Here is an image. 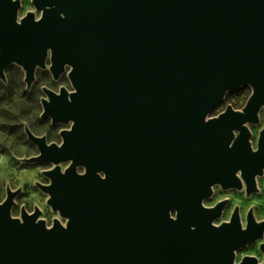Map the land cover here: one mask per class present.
I'll return each instance as SVG.
<instances>
[{
  "label": "water",
  "instance_id": "1",
  "mask_svg": "<svg viewBox=\"0 0 264 264\" xmlns=\"http://www.w3.org/2000/svg\"><path fill=\"white\" fill-rule=\"evenodd\" d=\"M34 2L55 7L39 23L29 14L21 27L19 0H0V77L15 60L30 86L48 47L55 79L65 62L74 65L78 94L69 103L64 90L59 97L48 92L45 102L52 123L76 122L60 134L63 147H45L26 132L42 161L74 160L66 175L48 173L50 188L40 187L52 193L51 208L71 220L67 230L57 222L46 231L34 223L37 210L31 218L23 213L20 224L9 217L10 194L0 208V264H232L233 249L261 238L264 223L250 211L241 231L237 210L231 224L214 228L225 204L205 210L200 201L213 182L239 187L238 168L246 193L257 191L252 174L264 168V128L253 154L242 122L258 123L264 104V0ZM245 84L255 92L244 114L228 105L204 122L226 91ZM233 128L241 135L229 148ZM75 164L87 174L77 175ZM260 249L264 254V242ZM243 257L237 264H257Z\"/></svg>",
  "mask_w": 264,
  "mask_h": 264
},
{
  "label": "clouds",
  "instance_id": "2",
  "mask_svg": "<svg viewBox=\"0 0 264 264\" xmlns=\"http://www.w3.org/2000/svg\"><path fill=\"white\" fill-rule=\"evenodd\" d=\"M13 4L18 3V0H11ZM18 8L16 9L15 23L17 26H23L24 21L28 18L29 14L33 16V22L39 23L45 15V10H52L55 7L54 4L45 5V8H38L33 0V3L21 11L22 4L18 3ZM61 19L66 18L65 13H60ZM3 52V48L0 47V53ZM54 51L51 47L46 49V55L43 61V66L40 63L34 65L33 71L39 70L42 73H50L54 76L52 71L54 65ZM18 63L22 67L23 64L13 60L8 65ZM74 71V65L68 62L63 64V74L67 78V83L56 82V86L52 87L48 80H41L39 83L40 94L36 96V101L40 104L39 109H35L32 103L28 100L27 96L24 95L25 92L30 91L27 85L14 89L10 97L0 101V208H2L6 202L9 200L11 194L12 203L9 207V217L14 221H18L20 224L25 223L23 213H27L29 218L33 217L37 210H39V215L35 217L34 223L39 224L44 223L46 231H51L54 229L56 223L67 230L71 218L62 214L61 210L56 209V214L51 217V222L45 215V206L54 207L50 200L52 199V193L46 191L43 199H38L31 193H25L26 188L35 189L37 187L50 188L53 184V179L48 173L59 169L60 175H66L68 170L73 166L74 160L67 159L61 161H42L40 158L43 156V151L38 146L39 150L34 149L25 140L20 138V135L11 133L8 131L9 128L18 127L23 129L24 132H30L37 140H44L45 147H52L55 145L57 148H62L65 144V138L61 135L59 142L48 141L46 139L48 133L46 131H37L34 128L37 120L43 119L47 111L45 107V102L51 103V97L47 94L51 92L55 96L59 97L62 94V90L67 93V100L70 103L72 101V96L78 94V89L71 78V73ZM60 74V75H61ZM5 88L7 87V81H3ZM251 89V94L248 98L254 95L255 89L251 84L246 87ZM47 90V91H45ZM230 91V90H229ZM228 92V91H226ZM0 95H6V93L0 92ZM247 102V104H248ZM247 104L242 110L233 111L238 114H244ZM31 109V110H29ZM214 108L205 114L204 122L209 123L214 119H218L221 115L225 114L226 111L219 114H213ZM264 110V104L259 106L257 114ZM53 118V117H52ZM54 119V118H53ZM62 127L59 129L58 134L65 132H72L75 126V120L69 119L67 122H60ZM242 127L247 129L249 132V120L242 122ZM23 135V133H21ZM241 135L239 128L232 129V141L229 142L228 147L232 148L235 144L237 138ZM248 144L250 146L251 152L253 154L259 151V142L254 143L251 135L248 138ZM40 163H36V162ZM36 163V166L30 167ZM74 171L79 176H85L87 174V166L84 164H75ZM96 175L101 179H107V173L103 170H98ZM235 178L239 181L240 186H228L225 187L221 182L216 181L209 185V195L203 197L200 201V205L205 210H215L221 203L225 206L221 209L220 215L211 220V226L214 228H220L226 224H231L233 217L238 210L239 224L241 231H246L249 225V213L251 211L252 217L255 222L259 225L264 223V216L258 215L256 209L259 204H249L248 209L244 210L243 205L240 202L235 204L232 203L231 196H221L217 197V190L220 192L231 191L233 189L239 190L241 192H247L248 181L244 175V170L238 168L234 173ZM257 177H264V168L259 172L252 174L253 183H256ZM46 180V183L42 182ZM260 192H264V189H258ZM17 194L24 195V199H18ZM226 207L231 208V212L225 215ZM168 216L172 221H176L179 218L178 209H169ZM190 230L195 231V225L190 226ZM261 236H264L262 234ZM240 248L233 249L234 259L232 264H237L238 251ZM245 258H252L257 261V264H264V260H261L258 256L249 255L244 256Z\"/></svg>",
  "mask_w": 264,
  "mask_h": 264
},
{
  "label": "rangeland",
  "instance_id": "3",
  "mask_svg": "<svg viewBox=\"0 0 264 264\" xmlns=\"http://www.w3.org/2000/svg\"><path fill=\"white\" fill-rule=\"evenodd\" d=\"M20 4H22L21 11L24 8L29 7L32 4V0H19ZM5 79L0 77V92L6 93V95H0V101L10 97L13 93L14 89H19L27 83L25 82V71L21 65L14 63L8 65L5 70ZM7 81V87L5 88V84L3 81ZM41 80H48L52 87L56 86V82H63L67 83V78L61 74L59 78L55 79L50 73H40L39 70L35 71L34 80L32 81L31 85L28 86L30 91L24 93L27 96L28 100L32 103L35 109L40 108V104L36 101V96L40 94L39 83ZM248 84L242 85L238 88L231 89L225 95V97L220 100L213 108V114H219L225 110L228 105H231L236 110H242L243 107L246 105L248 98L251 94V89L243 88L246 87ZM31 110V109H29ZM62 127L61 123H52L50 117H44L43 119L37 120L34 128L37 131H46L48 133L46 139L48 141L59 142L61 139V135L59 133V129ZM249 128L251 131V137L254 143L258 142L259 133L262 128H264V110L259 112V122L255 124H249ZM9 132L15 133L20 135V138L25 140L28 144H30L34 149L38 150L37 145L32 142L27 133L24 132L23 129L18 127H12L8 129ZM23 133V135H21ZM40 163V162H36ZM36 163L30 165V167L36 166ZM43 183H46V180L42 179ZM256 185L257 191L252 192L251 194H247L245 192H241L239 190H231L220 192L217 190V197L221 196H231L232 203L235 204L240 202L243 205L244 210L248 209L249 204H259V207L256 209L258 215L264 216V192L258 191V189H264V177H257L256 178ZM25 193H31L33 196H36L38 199H43L45 195V191H43L40 187L35 189L26 188ZM18 199H24V195L17 194ZM45 215L51 222V217L56 214V210H53L51 207L45 206ZM231 208L226 207L225 215L230 214ZM264 242V236L259 239H256L252 242H249L246 246L240 247L238 251V260L237 262L245 255H255L258 256L261 260L264 258V254L260 249L261 243Z\"/></svg>",
  "mask_w": 264,
  "mask_h": 264
}]
</instances>
